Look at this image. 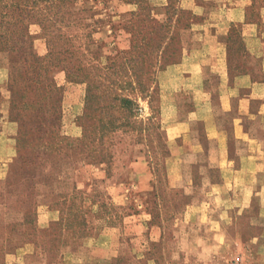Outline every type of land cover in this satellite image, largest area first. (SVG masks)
Masks as SVG:
<instances>
[{"label":"rangeland","instance_id":"obj_1","mask_svg":"<svg viewBox=\"0 0 264 264\" xmlns=\"http://www.w3.org/2000/svg\"><path fill=\"white\" fill-rule=\"evenodd\" d=\"M205 4L61 0L53 28L68 43L50 47L33 19L32 45L0 52V264H264L248 214L218 243L168 183L187 139L180 91L202 84L195 39L211 42L194 31ZM241 29L229 45L236 76L251 71L237 62L264 58V36L256 44ZM120 98L135 102L132 114Z\"/></svg>","mask_w":264,"mask_h":264},{"label":"crops","instance_id":"obj_2","mask_svg":"<svg viewBox=\"0 0 264 264\" xmlns=\"http://www.w3.org/2000/svg\"><path fill=\"white\" fill-rule=\"evenodd\" d=\"M203 1V23L194 31L211 42L200 45L195 39L202 84L190 82L180 91L178 120L187 139L184 152L169 164L168 183L191 196L194 216L214 231L218 243L225 241L224 229L233 226L234 216L246 213L250 226L263 230L252 241L264 250V58L237 62L236 68L251 71L236 76L229 48L238 25L244 39L259 43L264 0ZM1 68L2 86L8 74ZM5 113L0 108V139L7 130Z\"/></svg>","mask_w":264,"mask_h":264},{"label":"trees","instance_id":"obj_3","mask_svg":"<svg viewBox=\"0 0 264 264\" xmlns=\"http://www.w3.org/2000/svg\"><path fill=\"white\" fill-rule=\"evenodd\" d=\"M55 3L57 4L54 5ZM60 3L61 0H0V52L24 53L27 46L32 45L31 36L27 33L26 21L30 22L33 19L46 32L50 47H55L58 44L55 39L68 43L69 39L57 36L53 28L56 23L62 22V17L59 15L62 10L57 11ZM73 48L74 46H70V49L67 48L64 55H72ZM32 55L29 56L32 57ZM92 99L93 94L89 90L87 95L88 110H91L89 104ZM118 101L122 109L133 113L135 104L133 100L120 98ZM109 125L115 127L114 122H110Z\"/></svg>","mask_w":264,"mask_h":264}]
</instances>
